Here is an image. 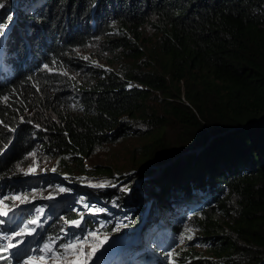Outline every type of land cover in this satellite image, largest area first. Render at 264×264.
I'll return each mask as SVG.
<instances>
[{
  "label": "trees",
  "instance_id": "16d2710c",
  "mask_svg": "<svg viewBox=\"0 0 264 264\" xmlns=\"http://www.w3.org/2000/svg\"><path fill=\"white\" fill-rule=\"evenodd\" d=\"M12 1L0 0V20L10 24L16 18V27L27 24L37 32L22 31L10 45L23 46L29 40L33 59L38 55L44 66L81 65L69 53L97 38L90 21L99 22L107 36L114 18L122 34L147 25L159 29L156 55L162 71L103 73L102 80L86 90L21 61H2L1 76L8 80L0 84V124H13L4 101L12 110L32 109L33 123L16 125L12 151L0 158V180L31 151L34 140L45 143L68 172L69 163L82 171L85 159L98 149L132 134L135 116L144 113L147 101L158 93L163 114L150 121L148 131H153L146 134L143 153L131 167L137 171L134 178L144 183L134 186L123 174L116 182L124 183L119 189L113 182L89 191L102 200L96 211L107 210L102 217L108 222L130 220L131 229L141 217V222L148 219L145 249L156 246L159 235L172 242L185 218L195 214L190 225L213 257L188 251L189 256L178 259L187 260L185 264H264V0ZM105 42L113 50L141 51L127 37ZM62 98L75 102L77 111L56 107ZM167 128L175 131L174 142ZM158 166L161 174L155 173ZM97 174L92 179L100 183L106 175L113 177L109 170ZM143 193L152 200L147 213ZM77 216L72 212L67 218ZM87 222L90 228L96 225L94 219ZM110 227L105 228L107 234L112 233ZM5 249L0 243V264H14ZM138 254L139 249L124 251L106 264H128ZM143 254L137 259L141 264Z\"/></svg>",
  "mask_w": 264,
  "mask_h": 264
},
{
  "label": "rangeland",
  "instance_id": "374dc122",
  "mask_svg": "<svg viewBox=\"0 0 264 264\" xmlns=\"http://www.w3.org/2000/svg\"><path fill=\"white\" fill-rule=\"evenodd\" d=\"M11 2L13 1L11 0ZM11 6L15 8L14 5ZM2 8L3 5L0 7V13ZM113 19L109 21V27H111L109 32L111 33L107 36H104L105 29L98 28L99 22L90 21L91 34L97 38L88 47L69 53V58L82 61L81 65L78 63L79 65H57V67L56 65L53 67L44 66L38 55L33 59L29 40L23 46L21 44L10 45L18 40L15 39L22 31L26 30L25 32L29 34L36 33L34 28H28L27 24L16 27V18L10 24L6 23L7 19L0 20V26L3 27L5 33L0 37V84L8 80L7 77L1 76L4 70L1 63L4 60L7 63L21 61L26 66H32L36 72L56 74L62 76L63 79L68 78L69 83L81 86L86 90L102 80L103 73H132L135 68L144 71H162L161 60L157 59L156 55L161 40L159 29L147 25L137 31L122 34L115 22L112 21ZM125 37L130 42L138 43L141 51L129 53L128 48L113 50L105 42L107 39L117 40ZM21 38L26 39L25 36ZM4 45L9 48H4ZM3 53L8 55L3 57ZM138 54L141 56L134 57ZM33 63H36V66H33ZM180 84L182 87L184 86L183 83ZM57 85L62 86L61 83H55V87H58ZM51 89L46 92H50ZM50 95L53 94L50 93ZM161 98L158 93H154L147 101L148 107L144 113L135 116L132 122L134 127L132 134L120 137L98 149L90 158L85 159L82 171L77 170L74 165L69 163L68 166L72 168V171L68 172L62 166L60 159L54 157L48 146L37 140H34L31 151L25 152L12 164L9 175L0 180L2 181L0 182V200L3 201V204H0V210L8 211L7 216H0V243H3L6 248L9 244L16 245L15 248L6 250L12 254L14 264H26L30 258L39 264L41 257L44 258L45 264H73L78 259H85L83 254L77 255L76 250L66 249L64 245L67 244L78 245L81 253H91L92 248H96L95 255L87 257V264H106L107 260H113L124 251L136 249H139L140 254L134 256L135 259L128 264H141L142 262L139 263L137 259L144 256L143 252L146 254L143 257V264H185L187 260L178 259V257L189 256L188 251L192 252L194 256L213 257L205 245L206 241L203 240V236L190 225L195 214L185 218V222L179 228L180 232L172 242L164 235H159L156 237V246L150 244V247L145 249L148 219L147 221L143 219L141 222V217L134 225L137 227L132 228L133 231L129 225L130 220L121 219L118 222H108L105 217H102V214L107 210L104 209L100 213L96 211L102 200L88 194L94 189L108 188L107 186L113 182L114 188L123 186V182L116 183L123 174L127 176V182H132L134 186L144 183L143 180L134 178L137 171L134 170L135 168H131L132 161L141 157L143 146L148 141L146 134L153 131L151 127L148 131L150 121H154L156 116L163 114L164 103ZM2 104L9 109L13 124L5 127H3L4 123L0 124V131L3 132L0 134V146H2V142H5V146L0 149V158H4L8 152L12 151L16 139V125L33 123L32 109L12 110V107H9L11 104L8 102L4 101ZM54 105L56 107L63 105L66 112L77 111L78 108L75 102L65 98ZM47 119H52V115H48ZM36 128L42 127L36 125ZM165 132L168 139L174 142L175 131L167 128ZM5 138L7 140H4ZM43 139L46 137L44 136ZM158 168L160 169V166L154 169ZM29 169L33 171L29 172ZM107 170L113 177L109 178V175H106L105 179H102L104 183L92 179V176L99 175L98 171L103 173ZM161 170L162 168L155 173L161 174ZM61 176H67L71 180ZM98 184L104 185L102 187L94 186ZM55 186L59 188H55ZM60 189H64V191H60ZM17 195L21 198L26 197V201L21 203L19 200L13 199ZM142 196L147 202V213L152 200L144 193ZM112 205L108 206V209H112ZM231 207L235 208L234 216L238 209L237 200L231 203ZM72 212L78 214L77 219L73 220L79 221L78 226L67 218L68 214ZM92 219L95 220L96 225L90 228L87 221ZM33 220L37 223H31ZM109 224L112 233L107 234L105 228ZM29 230H34L31 235H15L17 232L26 233ZM189 237L191 238L189 239ZM45 245H48V248H45Z\"/></svg>",
  "mask_w": 264,
  "mask_h": 264
},
{
  "label": "snow or ice",
  "instance_id": "6c2138e0",
  "mask_svg": "<svg viewBox=\"0 0 264 264\" xmlns=\"http://www.w3.org/2000/svg\"><path fill=\"white\" fill-rule=\"evenodd\" d=\"M0 7H2V5H0ZM4 34L5 33H4V30H3V27L0 26V37H2ZM32 171H33L32 169H29V172H32ZM94 186H96V187H102L103 185H94ZM60 191H64V189H60ZM49 198H51V197H49ZM13 199L19 200L21 203H24L27 198L26 197L25 198H21L20 196L17 195L15 197H13ZM0 204H3V201L2 200H0ZM7 215H8V211L0 210V216H7ZM31 223L35 224V223H37V221L33 220V221H31ZM72 223L73 224H76L77 226L79 225V221H72ZM33 231L34 230H29L26 233L25 232H17L15 235L16 236L25 235V234L31 235ZM190 238L191 237H189V239ZM15 247H16L15 244H9L7 246V248H15ZM44 247L45 248H48V245H45ZM64 247L66 249H70V250L71 249H74V250H76L77 255L83 254L85 256V259L84 260H79L78 259V260L74 261L73 264H87V257L89 255H93L94 256L95 253L97 252V249L96 248H92L91 253H81V250H80L79 246L76 245V244H67V245H64ZM7 248L5 250H7ZM26 264H38V262L37 261H34V260H31V258H30V260L28 262H26ZM39 264H45V261H44V258L43 257L40 258Z\"/></svg>",
  "mask_w": 264,
  "mask_h": 264
},
{
  "label": "flooded vegetation",
  "instance_id": "af4514ba",
  "mask_svg": "<svg viewBox=\"0 0 264 264\" xmlns=\"http://www.w3.org/2000/svg\"><path fill=\"white\" fill-rule=\"evenodd\" d=\"M196 214H201V211L197 212Z\"/></svg>",
  "mask_w": 264,
  "mask_h": 264
}]
</instances>
